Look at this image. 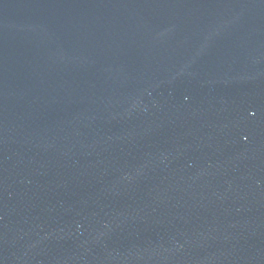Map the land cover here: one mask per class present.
I'll return each instance as SVG.
<instances>
[{
	"label": "water",
	"instance_id": "obj_1",
	"mask_svg": "<svg viewBox=\"0 0 264 264\" xmlns=\"http://www.w3.org/2000/svg\"><path fill=\"white\" fill-rule=\"evenodd\" d=\"M0 264H264V0H0Z\"/></svg>",
	"mask_w": 264,
	"mask_h": 264
}]
</instances>
